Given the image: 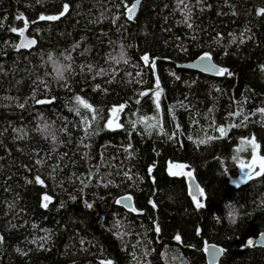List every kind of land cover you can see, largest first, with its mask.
Segmentation results:
<instances>
[{"label": "trees", "instance_id": "trees-1", "mask_svg": "<svg viewBox=\"0 0 264 264\" xmlns=\"http://www.w3.org/2000/svg\"><path fill=\"white\" fill-rule=\"evenodd\" d=\"M134 2L0 0V264H207L209 244L225 249L220 264H264V249L244 246L264 232V169L234 185L241 162L264 159V0H145L130 21L124 4ZM64 4L59 20H39ZM20 14L38 41L31 51H15ZM49 53L70 65L63 80ZM205 53L231 75L178 68ZM76 96L98 111L95 121ZM121 104L123 127H107ZM250 140L259 147L242 143ZM170 163L195 175L203 209ZM128 195L142 215L118 205Z\"/></svg>", "mask_w": 264, "mask_h": 264}, {"label": "snow or ice", "instance_id": "snow-or-ice-1", "mask_svg": "<svg viewBox=\"0 0 264 264\" xmlns=\"http://www.w3.org/2000/svg\"><path fill=\"white\" fill-rule=\"evenodd\" d=\"M122 3H124V0H121ZM181 3H183V0H181ZM140 4V0H135L134 3H132L130 6L128 4H124V7L126 9V15L127 18L129 20L134 19L135 14H136V10L138 5ZM185 8H187V5H185ZM69 11V5L68 4H64L63 5V10L57 14V15H51V16H44L41 15L39 17L40 21H55V20H59L62 16H64L66 13H68ZM258 14L260 15H264V9H260ZM118 18V17H117ZM17 20H23L24 21V25L23 28H17V27H12L10 30L12 32L17 33L22 39L21 42L16 45L17 50H19L20 48H25V47H31L33 45L36 44V41L34 39H28L27 37H25V32L28 29L29 26V21L23 16V14H20L19 16H17ZM32 23H36V21H32ZM185 23L187 24V27L192 28L193 25L190 22V16L188 19H186ZM70 59V57H69ZM119 59H124V53L123 50H121L120 53V57ZM143 61L145 63H149V57L147 55H144L142 57ZM212 57L208 54L205 53L202 56H200L198 63L195 65V67L202 69L203 71H213L215 72L217 75H224L225 73H227L228 75H231L230 72L227 71V69L225 68H221V67H217L215 64L211 63ZM152 63L154 64V61H152ZM156 91L153 93L154 97H155V104L157 109H159L160 104H159V97H160V88H159V80L157 79L156 82ZM147 92L141 93L140 95H147ZM75 100L77 102V105L82 106L84 109H87L88 111H90L92 113L91 116V120L95 121L97 116H98V111L93 107V105L89 104L84 98L80 97V96H76ZM38 103H47L48 101H44V100H40L37 101ZM140 101L137 100V103H139ZM21 107H23V105H20ZM126 106L121 104L118 106H113L110 109V116L106 122L107 127L112 128V126L115 124V127L119 128V127H123V125L119 124L117 122V117L119 115V113L123 112L124 108ZM77 111V114L79 115V108L75 109ZM260 112L262 114H264V109H260ZM240 113H232L231 115H239ZM142 122H144L145 127L146 128H153V127H158L157 124L151 123L153 120H155V117H149V116H144L140 118ZM245 119H247V117H245ZM83 122L85 125V132L86 135H90L91 133L88 132V129L90 127V123H89V118L87 116H85L83 118ZM135 123L133 122V127H135ZM235 126V125H233ZM178 127V126H177ZM44 132H49V125H45L44 128L42 129ZM159 131L162 134L167 135L166 133H163V128L160 127ZM217 131L220 133L221 136L226 135V129L224 127H219L217 129ZM50 135L54 134L49 133ZM151 134V133H149ZM170 139L172 137H169ZM209 139H211V137H209ZM199 143H204V141H199ZM242 143H249L252 145L253 149L259 147L258 145L255 144L254 141L250 140V141H242ZM130 147V146H129ZM237 151H242V149H238ZM255 155L253 156V159H255ZM39 163V161H38ZM260 167L261 169H264V159L260 160ZM187 168V165L184 164H178V163H170L169 164V175L171 176H184L188 178L189 184H190V192L189 194L191 195L192 201L194 202L196 208L198 209H203L205 207V204L203 202H201V199L204 197L205 192L204 189L199 185V184H195L194 183V178H193V173L191 170H187V171H183L184 169ZM240 168L241 170L244 172L243 176L241 177L239 182H234L235 187L240 188L242 184L246 183L247 180L252 178L253 175V169L251 165H245L243 162H241L240 164ZM173 169L176 170H180V171H175ZM152 169H149V172L151 173ZM259 174V173H257ZM36 182L40 183L43 185L44 181L40 179L39 176L36 177ZM43 203H42V207L47 208L48 207V203L51 202V198L48 195H44L43 196ZM131 201H132V197L131 195L125 196L123 197L121 200L117 201L118 204H123L124 206L130 208V210L132 211H137L135 208L132 207L131 205ZM156 205L153 204V207H155ZM88 207H92V205H88ZM155 231L159 232L160 228L157 225L155 227ZM3 236H0V243H3ZM175 240L177 242H181V237L180 235H177L175 237ZM259 243H264V233H260L259 238L258 239H253V238H249L247 239L246 242H244V246L245 247H253L256 246ZM204 251L206 253H208V255L211 257V261H216L218 259L219 256H221V254L225 251L224 248L220 247L218 248L217 246L213 245L210 248L209 247H205ZM106 264H111L110 261L106 262Z\"/></svg>", "mask_w": 264, "mask_h": 264}, {"label": "water", "instance_id": "water-1", "mask_svg": "<svg viewBox=\"0 0 264 264\" xmlns=\"http://www.w3.org/2000/svg\"><path fill=\"white\" fill-rule=\"evenodd\" d=\"M144 1H145V0H140V4H139L138 7H137L135 17L138 15V13H139V11H140V7H141V5H142V3H143ZM135 17H134V19H135ZM134 19H131L130 21H133ZM28 31H29V27H28L27 31L25 32V37H27L28 39H34V40L36 41V44L33 45V46H31V47L20 48L19 50H17V48H16V49H15L16 52H21V51H31V50H33V49L37 46L38 41H37L34 37L29 36V35H28ZM21 39H22V38L20 37V40H19L18 44L21 42ZM18 44H17V45H18ZM199 58H200V57H199ZM199 58L196 59V60H194V61H192V62H189V63L180 64V65H178V68H180V69H185V70H190V71H195V72H199V73H201V74H203V75H207V76H211V77H219V76H221V75H217V74H216L215 72H213V71H203L202 69H199V68L195 67V65H196V64L198 63V61H199ZM211 63L215 64L214 61H213V59L211 60ZM215 65H216L217 67H220V66H218L217 64H215ZM184 171H187V170H184ZM180 176H182V175H180ZM185 178H186V180H187V185H188V189H189V192H190V184H189L188 178H187V177H185ZM193 178H194V183H195V184H199L194 174H193ZM199 185H200V184H199ZM189 195H190V194H189ZM123 197H125V196H123ZM123 197L119 198L118 201L121 200ZM190 197H191V195H190ZM201 200H202L203 203L205 202V195H204V197H203ZM118 205L121 206L122 208H124V209L127 210V211H132V210H130V208L124 206L123 204H118ZM131 205H132L133 208L136 209L133 199H132V201H131ZM136 210H137V209H136ZM132 212H133L135 215H142V214H143L142 212H140V211H138V210H137V211H132ZM263 233H264V232H263ZM0 236H2V235H1V232H0ZM258 238H259V236H258L256 239H258ZM213 245H214V244H209V245H207L206 247H209V248H210V247L213 246ZM215 246H217V245H215ZM217 247L220 248V246H217ZM255 247L264 249V243H259V244H257ZM204 253H205V257H206L207 264H220V262H221V260H222V258H223V256H224V252H223V253L221 254V256H219L218 259H217L216 261H211V257L208 255V253H206L205 251H204Z\"/></svg>", "mask_w": 264, "mask_h": 264}, {"label": "clouds", "instance_id": "clouds-1", "mask_svg": "<svg viewBox=\"0 0 264 264\" xmlns=\"http://www.w3.org/2000/svg\"><path fill=\"white\" fill-rule=\"evenodd\" d=\"M48 62L54 69L55 78L58 80H63L65 78V73L70 70V65L62 63L58 58L55 57L54 53H49ZM224 215L226 219L231 224H235L239 218L240 212L239 207L236 202H225L224 205ZM214 217H219V214H213Z\"/></svg>", "mask_w": 264, "mask_h": 264}, {"label": "rangeland", "instance_id": "rangeland-1", "mask_svg": "<svg viewBox=\"0 0 264 264\" xmlns=\"http://www.w3.org/2000/svg\"><path fill=\"white\" fill-rule=\"evenodd\" d=\"M257 150V149H256ZM254 162V163H253ZM252 162V169H253V175L254 174H256L257 173V171L259 170V169H261V167H260V162H256V161H253ZM177 171H179V170H177ZM252 175V176H253Z\"/></svg>", "mask_w": 264, "mask_h": 264}]
</instances>
